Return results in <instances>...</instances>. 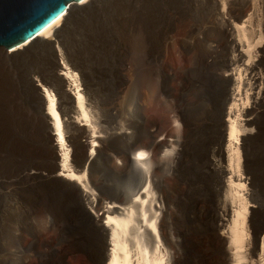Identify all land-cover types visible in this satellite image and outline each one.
Wrapping results in <instances>:
<instances>
[{
    "label": "bare ground",
    "instance_id": "bare-ground-1",
    "mask_svg": "<svg viewBox=\"0 0 264 264\" xmlns=\"http://www.w3.org/2000/svg\"><path fill=\"white\" fill-rule=\"evenodd\" d=\"M101 2H71L68 10L35 39L13 48L0 46V185L9 189L22 183L45 182L71 193L82 207L73 215L48 218L45 225L53 229L54 237L49 241L46 260L40 257L38 250L43 230L35 222L25 227L27 235L22 227L4 232L2 245L7 252L13 250L15 255L11 264H42V261L69 264L67 255L74 254L82 245L90 249L91 241L100 244L101 251L93 253L89 264H264V240L260 239L264 230L251 234L248 230L249 200L244 195L247 186L243 184L246 181H240L241 150L234 144V141L239 142L240 134L249 136L256 132L255 137L250 135L252 140L261 134L258 105L262 82L252 51L256 43L252 39L258 34L259 42L264 40V0H205L211 7V19L220 23L226 50L224 64L217 59V47L206 41L212 37L206 35L208 39L197 49L193 48L191 40L181 37L180 50L192 52L189 68L178 78L180 86L175 98L170 82L176 75L165 59V52L170 46L172 48L175 40L168 35L164 49L162 39H146L144 49L133 53L122 65L121 76H141L142 90L137 103L123 111L121 118L125 126L114 133L103 124L95 83L76 52L75 38L71 36L72 27L90 16ZM163 12L173 23L176 18ZM257 21L261 24L260 31H256ZM196 75L209 79L225 92L212 127L217 144L210 146L200 168L201 177L211 176V184L218 194L213 211L198 209L199 199H193L196 194L190 182L188 189H184L186 194L182 191V196L177 197L164 181L166 167H169L167 158L174 155L173 165L179 164L180 168L182 154L189 151V147L184 149L183 145L191 144L194 125L186 86L188 79ZM153 80L160 92L157 91L158 103L173 101V105H167L169 108L166 106L165 113L173 115L176 133L163 140L154 137L155 124L145 118L142 109ZM74 90L77 103L70 94ZM237 97L240 101L246 99L249 109L242 114L239 104L234 103L229 120L225 122L227 105L231 99L237 102ZM243 101L241 103L245 104ZM45 106L49 108V115L44 113ZM242 117L246 119L241 121ZM80 122L89 126H81ZM227 130L230 172L225 166ZM53 131L57 135H52ZM53 136L58 140L57 145H54ZM56 146L63 153L62 172L67 178L56 176L59 170ZM88 147L92 150L90 155ZM243 158L244 174L248 176L249 159L246 154ZM230 174L240 182L235 183L229 176L226 185V175ZM119 179L129 180V189L110 192L111 182ZM246 179L248 181L249 177ZM226 193L231 197V204ZM173 195L177 198L174 205L177 209L172 212ZM256 201L253 203L258 206ZM74 221L84 226L77 224L88 235L84 241L79 233L78 237L72 236ZM224 231L229 233L228 249L225 248L226 239L218 238ZM65 242L67 247L63 245ZM37 251L35 261L33 254Z\"/></svg>",
    "mask_w": 264,
    "mask_h": 264
},
{
    "label": "rangeland",
    "instance_id": "rangeland-1",
    "mask_svg": "<svg viewBox=\"0 0 264 264\" xmlns=\"http://www.w3.org/2000/svg\"><path fill=\"white\" fill-rule=\"evenodd\" d=\"M162 10H165L167 13L173 15L176 18L174 20L175 22L173 21L172 23V20L166 16ZM209 10L211 11V7L205 2V0H102L99 7L93 11L90 16H87L72 27L71 36L73 40L75 38L74 43L76 46V52L80 55L81 60L85 64V67L91 76V79L95 83L97 100L101 112L100 114L105 128H107L110 133L119 132L122 126H125L121 118L123 111L128 109L130 105L137 103L140 97V91L142 90L139 82L141 76H134L133 74L125 77L121 76L120 71L122 65L127 62L129 56L133 57V53L138 54V51L141 52L144 49L147 43L146 39L149 37L152 39L154 38L153 41L156 40V38L162 39L161 42L164 43L162 48L164 49H166L164 45L166 44L165 41L168 35L175 40L172 48L170 46V50L165 52V59L169 65L171 64L170 67L176 75L170 82L173 98L178 96L177 93L179 92L178 90L180 86L178 78H180L186 68H189V61L192 52H183L180 50L181 47L179 40L181 37L182 39L186 38L185 41L191 40L194 49L201 48V43L205 42V39L212 37V39H208L206 41L208 44L212 43L211 45L217 47L219 53L216 55L217 59L220 61L221 65L224 64L226 50L224 47L225 44L223 43L224 39L221 36L222 30L220 28V23L216 20L214 21L213 17V20L211 19L212 14H210ZM213 21L214 25L212 23ZM260 25L259 21H257L256 31H260ZM192 27H194V30ZM160 32L163 34L161 35ZM155 35L157 37H155ZM195 35H197L196 39ZM206 35L209 37L207 38ZM201 37L204 39H201ZM252 40H254V44L256 43V46H253L254 48H252V51H254V55L256 56L255 62L259 66V77L262 82V85L260 86L261 99H259L258 105V111L261 112V115L259 116V120L261 121V134L253 140L250 135L255 137L256 132L249 134V136L247 134H240L239 142L234 141L235 146H239V149L241 150L242 161L240 172L243 176L240 174V181L241 183L246 181L243 184H246L247 186L245 188L244 195L248 197L247 199L249 200L247 201V226L250 234L256 230L258 231L259 229L264 230V40L259 42L260 36L258 34ZM216 44L219 46H216ZM152 45H154L153 42ZM258 45L259 48L257 47ZM173 47L175 48L173 49ZM153 48L154 50L157 49L156 47ZM246 48L245 50H247ZM222 50L224 52H222ZM221 53L224 55H220ZM179 57H181V59ZM259 59L263 60L261 61ZM221 72L224 73V71ZM236 79L238 78L235 77V80ZM153 81L154 82H152L151 86L148 88L150 92L148 93V98L145 100L146 103L142 106V109L144 111L143 113L145 118L153 121L155 124L153 131L154 137L158 140H163L166 136H172L176 133L175 119L173 118V115L165 113L166 108H169L167 105H173V101L170 100L168 104L163 102L158 103V100H160L158 85L155 83L156 80ZM188 82L186 86L188 89L187 102L189 101L190 104L189 110L194 125L193 134L190 137L191 144L187 143L186 145H183L184 149L189 147V151L188 153H185V150L182 154V165L180 168L179 164L176 167L173 165L175 162L174 155H170L167 158V166L169 167H166L164 181L168 190L173 191L172 193L174 195L176 194L177 197L182 196V191H184L183 194H186L184 189H188L187 183L190 182L189 184L193 186L194 193L196 194L195 196H192L193 199H199V202L197 201L198 209H211L213 211L216 209L215 203L218 199V194L215 192L211 184V176L208 175L206 178L205 174V177H201L200 168L202 167V163L206 161L210 146L215 143L217 144L216 138L214 139V130L212 127L215 124L219 106L222 104L221 102L224 101L225 92L223 91V88H218L217 85L213 84L209 79H205L199 75L191 76L190 79H188ZM81 90L82 89L79 91ZM70 94L74 97L75 103H77L76 91H71ZM236 99L237 102L231 99L227 105L228 114L224 118L225 122L229 120L228 116L230 109H234L232 106L234 103L239 104L238 108H241V113H245L244 110L249 109V104L246 99L244 101L242 100L245 104L241 103L242 101L239 100V97ZM75 105L77 106V104ZM44 109V113L49 115L50 112L48 106H45ZM245 119L246 117L240 118L241 121ZM80 125L85 127L89 126L85 125L84 122H80ZM55 134L57 135V133L53 131L52 135ZM243 138H246L247 142L245 140L243 141ZM56 140L57 138L53 136L54 145H57L58 143V140ZM142 142H145V139ZM228 147H230L229 130L226 131L224 150L225 159L227 158L225 166L227 171L230 172L228 168L230 153L228 151L229 149H227ZM91 153L92 150L88 147V155ZM244 154H246V157L249 159L248 167L250 169H248V176L244 174L243 170ZM56 156L58 157L59 165V170L56 171V176L62 175L64 178H67V174L62 172L63 164L61 161L63 159V153H61L59 146H56ZM229 176H231V174L228 176L226 175V185L227 182L229 183ZM231 177L235 183L240 182L235 179V176ZM246 177H249L248 181ZM111 183L112 186L109 188L110 192L122 190L127 191L130 187V182L127 179L114 180ZM182 185L187 186L183 187ZM94 195L98 197L97 192H94ZM174 195L172 196L173 201H171V209H174H172V212L177 209L176 206H174L176 205L175 201H177V198ZM222 196L221 198L224 201ZM230 199L231 197L227 194V200L231 204ZM255 200H257L256 202L258 203V206L253 203ZM76 209H82L78 198H75V196L64 189L54 187L53 185L45 182H35L33 184L22 183L9 189L0 185V264H11L13 259H15L14 251L12 250L7 252L2 245L4 232L22 227L24 229V234L27 235L25 227L32 222H35L38 227L43 230L38 243V250L41 254H39L38 251L35 252L33 254V259L36 261L39 254L40 257L44 258L43 260H46L49 241L54 237L53 229L46 228V221L50 217L73 215L76 212ZM230 209H232V206ZM75 223L74 225L76 226H74V229L71 230V234L72 236L73 234H76L74 235L76 237H78V233L81 234L80 236L83 238H79L84 241L87 239L86 237H88V235L84 233L81 226L80 229L78 228L79 226L77 224L82 225L81 223ZM106 223L107 221H104V224ZM70 229L71 228L69 226L68 232H70ZM78 230L81 232H78ZM227 233L228 232L224 231L218 236V238L221 236L220 239L224 241L226 239V249L229 248V233ZM263 234L260 236L261 240H264ZM90 241L91 240H89V242ZM95 242L96 241L90 242V244L93 245L90 246V249L82 245L74 254H68L67 258L71 261L69 264H89L91 261L90 259L94 257L93 255L101 251V245ZM63 245H66L65 247H67L68 243L65 242ZM108 248L111 250V247ZM21 255L23 254H20L19 256ZM42 264H45L44 261H42Z\"/></svg>",
    "mask_w": 264,
    "mask_h": 264
},
{
    "label": "water",
    "instance_id": "water-1",
    "mask_svg": "<svg viewBox=\"0 0 264 264\" xmlns=\"http://www.w3.org/2000/svg\"><path fill=\"white\" fill-rule=\"evenodd\" d=\"M80 0H0V46L13 48L35 39Z\"/></svg>",
    "mask_w": 264,
    "mask_h": 264
}]
</instances>
